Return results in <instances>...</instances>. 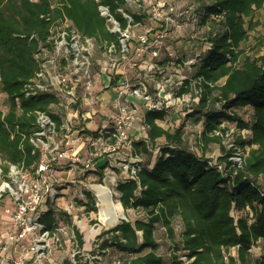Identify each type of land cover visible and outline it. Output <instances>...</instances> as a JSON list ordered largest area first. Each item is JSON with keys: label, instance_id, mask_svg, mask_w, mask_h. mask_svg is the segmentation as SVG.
Masks as SVG:
<instances>
[{"label": "trees", "instance_id": "16d2710c", "mask_svg": "<svg viewBox=\"0 0 264 264\" xmlns=\"http://www.w3.org/2000/svg\"><path fill=\"white\" fill-rule=\"evenodd\" d=\"M99 5L108 8L121 30L127 19L118 9L130 15L133 23L145 17L129 10L126 0H0V91L6 102L5 112H0L3 173L9 164L32 170L39 162V154L32 152L28 141L36 129L34 111H48L56 100L51 95L26 99L22 88L38 68V48L50 45L51 23L67 21L81 36L98 44L118 45ZM263 5L264 0H211L196 6L203 15L195 41L198 47L209 48L193 64L191 77L202 81L197 85V103L184 116L201 125L198 149L187 147L185 123L169 130L159 124L164 112H144L146 142H133L132 155L150 156L158 139L164 144L154 159L138 163L135 178L115 185L121 208L142 216L133 222L122 219L96 237L100 250L114 249L119 264H183L178 258L181 254L192 259L190 264H264V52L241 57L239 49L247 30L254 26L253 13ZM211 14L222 18L208 20ZM187 90L182 87L179 93ZM242 107L250 109L249 121L232 111ZM52 117L59 126V119ZM221 122L249 131L244 138L232 139L242 152L239 168L232 167L230 160L236 149L227 148L214 134ZM210 145H218L217 155L206 153ZM211 154L223 164V171L207 166ZM84 195L85 206L95 210L90 193ZM58 214L66 215L50 207L43 216L48 229ZM160 228L169 242L167 258L158 252L155 232ZM75 232L81 246L82 237Z\"/></svg>", "mask_w": 264, "mask_h": 264}, {"label": "built area", "instance_id": "2783aa9c", "mask_svg": "<svg viewBox=\"0 0 264 264\" xmlns=\"http://www.w3.org/2000/svg\"><path fill=\"white\" fill-rule=\"evenodd\" d=\"M131 1L140 3L148 0H126L127 4ZM98 11L105 19L108 31L117 35L118 45L106 41L98 44L95 39L78 34L67 21H57L52 22L49 28L47 39L50 45H41L35 54L38 68L34 76L23 85V97L28 99L51 95L56 101L49 106L48 111H34L36 129L29 135L28 141L32 152L39 154L38 164L32 170L25 169L22 164H9L7 172L3 173V163L0 159V204L5 195L11 198L10 209L3 206L5 216H0V264H80L82 259H96L99 254L106 253V250L99 249L97 236L94 237L97 231L94 225H88V222L80 219L86 208L85 192L73 189L72 192L63 194L65 187L57 186L53 177V164L67 159L74 164L81 162L84 172H94V158L104 155L110 157L125 146L132 149V143L138 140L146 142L143 115L139 126L134 128L136 132H128L134 127L135 117L141 115L137 105L139 101L142 102L144 112L162 111L165 118L170 110L179 106L186 107V114L197 103V85L202 80L201 77L194 79L189 74L196 56L202 55L209 48H200L195 41L199 33L197 24L203 11H198L193 4L178 7L166 1L153 0L145 15L151 16L158 24V29L154 33L145 29V35L132 46L128 38L129 30L141 26V22L133 23L130 15L118 9L127 19L126 28L121 30L106 6L99 5ZM136 12L139 15L144 14L139 9ZM221 18L220 15L211 14L208 20L217 21ZM184 31H189L190 37L193 38V51L185 59L168 53L173 67L171 71H164L168 66L163 67L158 63L162 40L171 34H181ZM100 49L101 59L95 56ZM116 56L125 64L134 58L140 59L145 68L142 71L152 75L159 73L162 83L151 92L142 82L131 83L127 78L120 77L115 86V96L110 102L112 113L96 131L87 132L85 122L94 116V101L89 99V95L96 80L103 76L107 84H111L115 74L124 73L118 70ZM182 87H188L187 92L179 93ZM94 98L98 102L103 100L102 97ZM216 107L219 108L220 105L216 104ZM52 116L59 119V126ZM225 124L221 122L214 134L221 138L222 144L227 148L234 147V136L244 138L249 134L246 129L239 130L235 125L229 128ZM82 138L87 142V158L83 161L79 159V153L73 147L74 143ZM234 149L236 151L230 160L232 167L239 168L242 152L237 147ZM208 157V167L223 171V164L217 162L213 154ZM139 162L141 159L134 157L120 165L125 178H135ZM79 184L88 189L93 206L99 207V211L103 196L94 188L96 184L88 185L81 181ZM107 189L109 190L108 187ZM44 201L47 210L41 211L37 217L29 216L37 213ZM60 201L65 214L72 216L77 228L55 222L53 228L48 229L43 223V216L49 208L52 207L56 212L55 208L60 206ZM78 230L87 232L88 236L93 235L87 249L83 244H78L75 232ZM65 252L67 256H61ZM178 258L183 264H190L192 260H188L183 254Z\"/></svg>", "mask_w": 264, "mask_h": 264}, {"label": "rangeland", "instance_id": "374dc122", "mask_svg": "<svg viewBox=\"0 0 264 264\" xmlns=\"http://www.w3.org/2000/svg\"><path fill=\"white\" fill-rule=\"evenodd\" d=\"M153 0L148 1H141L138 3L137 1H131L127 4V8L133 12H136L139 10H142L144 14L147 13V9L149 4ZM169 3L176 4V6H186L193 4L195 6H199L201 4H210L211 0H162ZM147 15V14H146ZM141 21V26L132 27L129 30V43L130 45H136L138 40L141 36L145 35V29H149L151 33H154L156 29H158V24L154 22L151 19V16H146ZM251 23L254 24L253 28L247 30V38L245 41L242 42L240 45L241 50V57L245 55H261L264 52V5L262 8L256 10L253 13V16L251 18ZM246 22V26H247ZM200 36V35H199ZM193 38L190 37L189 31H184L181 34H171L169 37H166L162 40L161 43V51L159 54L158 63L162 65L163 67L168 66V68L164 69L170 70L173 67L171 64V58H169L168 53H172V55L177 56L178 58L185 59L187 55H189L193 51ZM102 52L101 49L98 50V53L95 54L98 58H102ZM116 63L118 64V70L124 72L123 75L115 74L112 79H115V77H125L127 78L131 83L136 82H142L150 89L151 92L155 91V88L157 85H160L162 82V76H160L159 73H154L153 75L150 73H144L142 70L143 68L142 61L140 59L134 58L131 60L130 63H123L120 58L116 56ZM168 59V60H167ZM194 68L190 72V76H192L194 72ZM188 73V71H186ZM103 78V76H101ZM104 98L102 102H98L97 100H94V107H93V119L85 123V129L86 131L93 132L96 131L100 126V119L106 115L109 114V110L107 106L109 105V102L114 98L115 94H110V92H105L103 94ZM6 102H5V95L0 91V112L4 113L6 109ZM194 107V105H193ZM90 106L88 107V109ZM186 107L179 106L177 109L170 110V113L167 115V117L164 119V121L160 122L161 125L164 128H167L169 130H173L177 127H179L182 123L184 124L183 127V137L186 140L187 147L191 149L192 151H196L198 149L197 145V138L199 136V132L201 130V125L194 124L191 118H187L184 116ZM240 119L243 121H249L250 120V109L248 107H242V108H235L232 110ZM142 115L139 117H135L134 120V127H138L140 123ZM185 117V118H184ZM186 119V120H185ZM227 127H234V124H225ZM133 129H130L128 132L134 131ZM136 130L134 131V133ZM164 144V141L161 139H158L155 144L153 145L152 152L150 153V156L147 155H141V163L149 162L152 159H154V155L158 154L160 147ZM128 152L129 155H126L124 152ZM219 148L218 145H210L207 148L206 153H218ZM130 153L132 154V149L129 147H124L117 151L116 153H113L110 157L108 156H101L98 158H94L92 163L94 165V172H84L83 170V164L81 162L74 164L71 163L69 160H64L60 162H56L53 164L55 167V171L53 172V177L56 180L57 186L64 185L65 189H63V194L66 192H72L73 189L76 191L77 189L83 190L84 192H89L87 188H84L81 184H79V181L83 183H87L88 185L93 184H103L106 185L109 189L112 190L111 199L112 202L118 203L119 194L115 190V185L119 180H122L126 177L125 173L121 171V164L124 161H127L130 156ZM87 156H80L79 159L83 161L86 159ZM49 172V171H48ZM70 186V187H68ZM73 194V193H72ZM10 203L11 198L9 195H5L2 203L0 204V216H5L3 214V206L10 209ZM46 201L40 206V209L37 213L34 215H29L32 217H37L41 211H46ZM60 206L56 207V213L58 211H61L65 213V211L62 208V202L59 203ZM98 208L95 207V210H90L87 207L83 210L85 213L83 216H80V219H83L85 223H89L88 225H94V229H96V233L94 237H96L100 232L110 229L115 224L119 223L122 219L133 222L135 219L140 218L142 215L136 210H124L122 209L123 216L118 219L117 223L107 226L102 222L100 219L98 213ZM91 211H93L91 213ZM57 218V222L66 225L69 227H76V223L73 220L72 216L66 213V215L58 214L55 215ZM77 228V227H76ZM78 233L82 236L83 239V246L87 249L90 246L91 243V237L93 235H89L87 240H85L86 232H81L78 230ZM86 233V234H85ZM157 242L159 243L160 247L158 249L159 254H161L163 257L167 258L169 255V242L165 238L163 230L157 229L155 232ZM177 240V238H174V242ZM173 241V240H172ZM67 256V252L63 253L61 256ZM119 255L114 252V249L112 247L106 249V253L99 254L96 259H82L79 263L80 264H119Z\"/></svg>", "mask_w": 264, "mask_h": 264}, {"label": "crops", "instance_id": "0c3cea01", "mask_svg": "<svg viewBox=\"0 0 264 264\" xmlns=\"http://www.w3.org/2000/svg\"><path fill=\"white\" fill-rule=\"evenodd\" d=\"M119 81H120V77L119 78L115 77L114 81L113 82L111 81L112 82L111 84H107L108 82L105 80V78H102V77L98 78L96 80L95 84L93 85L92 89H91V93L89 95V99L91 101H94L95 100V98H94L95 96L97 98L98 97L104 98L103 94L105 92H110L111 95L115 94V86L119 83ZM110 102H109V105L107 106V108L109 110V114L112 113V108L110 106ZM137 105L140 107L141 115H143L144 114V110H143V107H142V102L141 101L137 102ZM108 115H106V116H104V117H102L100 119V121H99L100 122V126L106 122ZM93 117H92V119H93ZM88 121H90V120H87L85 123H87ZM159 124L161 125V123H159ZM134 128H136V127H134ZM87 132H89V131H87ZM74 133H72L73 136H75ZM131 134H133V131L131 132ZM73 147L75 148V151L77 150V152L79 153V156H84V157L87 156V142H86V140L84 138H82V139L78 140L77 142H75ZM124 153L126 155H129L127 151L124 152ZM214 154L217 155L216 153H214ZM129 157H131L132 159L134 158V156L131 153H130ZM58 162H60V161H58ZM152 163H153V161H152ZM53 169L55 171V167L54 166H53ZM80 170L83 171L82 169H80Z\"/></svg>", "mask_w": 264, "mask_h": 264}, {"label": "bare ground", "instance_id": "6f19581e", "mask_svg": "<svg viewBox=\"0 0 264 264\" xmlns=\"http://www.w3.org/2000/svg\"><path fill=\"white\" fill-rule=\"evenodd\" d=\"M94 188H96L99 194L103 196V201L101 204V208L99 210L100 219L107 226H111L117 223L118 219L123 216V212L117 203L112 202L111 199L112 190L111 189L108 190L107 186L103 184L100 186L95 185ZM87 238H88V233L85 236V240H87Z\"/></svg>", "mask_w": 264, "mask_h": 264}, {"label": "water", "instance_id": "95a60500", "mask_svg": "<svg viewBox=\"0 0 264 264\" xmlns=\"http://www.w3.org/2000/svg\"><path fill=\"white\" fill-rule=\"evenodd\" d=\"M159 95H160V96L162 95V92H161V91L159 92Z\"/></svg>", "mask_w": 264, "mask_h": 264}]
</instances>
